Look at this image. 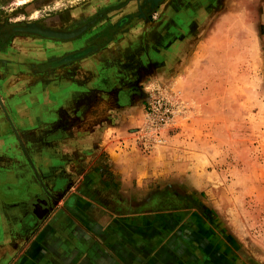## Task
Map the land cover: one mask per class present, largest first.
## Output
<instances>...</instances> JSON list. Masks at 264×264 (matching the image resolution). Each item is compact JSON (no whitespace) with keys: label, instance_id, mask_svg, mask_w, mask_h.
Segmentation results:
<instances>
[{"label":"rangeland","instance_id":"1","mask_svg":"<svg viewBox=\"0 0 264 264\" xmlns=\"http://www.w3.org/2000/svg\"><path fill=\"white\" fill-rule=\"evenodd\" d=\"M152 1L0 0V264H57L58 210L156 227L157 264H264V0Z\"/></svg>","mask_w":264,"mask_h":264},{"label":"crops","instance_id":"2","mask_svg":"<svg viewBox=\"0 0 264 264\" xmlns=\"http://www.w3.org/2000/svg\"><path fill=\"white\" fill-rule=\"evenodd\" d=\"M69 152L74 154L76 151ZM57 155L59 160L63 158L59 152ZM22 182L24 185L21 183V187H18L21 192L17 193L21 198L26 194L23 188L28 187L27 175ZM80 206L83 207V204ZM100 214L104 216L102 226H95L91 225L80 210L55 212L45 223L41 233V238L45 241L42 245L43 255L47 254L48 259L55 260L50 252L58 249L57 264H157L162 256L160 251L170 248L169 243H163L157 238V233H161L157 232L156 227L129 226L125 224L128 223V218L124 215L118 218L120 225H117L112 213ZM46 242L49 244L46 245ZM172 264L188 263L183 256L181 261L176 259Z\"/></svg>","mask_w":264,"mask_h":264},{"label":"bare ground","instance_id":"3","mask_svg":"<svg viewBox=\"0 0 264 264\" xmlns=\"http://www.w3.org/2000/svg\"><path fill=\"white\" fill-rule=\"evenodd\" d=\"M153 1L155 3H158L159 0H153ZM86 28L87 27L84 26L82 28H77V29H75V30H73L71 32H66V31H60V30H55V29H47V28L46 29H42V28H39L37 26H31V25H29V26L15 27L14 29L21 30V31L27 32V33H31L33 35L39 36V37L44 38V39H51L53 41L54 40L57 41V39H60V40H73L75 38H78L79 35L81 36V34L84 32V30ZM10 30H11V28H10ZM95 54H93V56ZM73 61H75V60H73ZM80 61H81V58H80ZM74 63H76V61L73 62V63H67L65 65H61V66L55 68L54 71L56 72V74L57 73H61L62 70H64L65 67H68V66L71 67L72 66L71 64H74ZM47 76H48V73L47 72L44 73V74H42V75L39 74V73H37L36 75L33 76V79L34 80H38L40 78H44V77H47ZM37 211H38L39 214H41V212H43V210L40 211L39 209Z\"/></svg>","mask_w":264,"mask_h":264},{"label":"flooded vegetation","instance_id":"4","mask_svg":"<svg viewBox=\"0 0 264 264\" xmlns=\"http://www.w3.org/2000/svg\"><path fill=\"white\" fill-rule=\"evenodd\" d=\"M152 1V0H151ZM153 2V1H152ZM155 4V3H154ZM21 27V26H20ZM74 30V29H73ZM9 32H12V31H17L16 29H13L11 28V30L8 29ZM36 36V35H35ZM39 37V36H37ZM93 51H96L95 48H92V49H89V50H83V51H77L75 53H72V54H69L67 56H65L64 58H62L60 61H54L53 62V66L56 67V66H60V65H64V64H67V63H73L75 61L73 60H77V61H80V58L82 59L83 57H85L86 55L88 54H92ZM93 55V54H92ZM79 59V60H78ZM59 64V65H57ZM50 77V76H49ZM185 259H186V262L189 264V261L191 259H189L187 256H185ZM198 264H204V263H198Z\"/></svg>","mask_w":264,"mask_h":264},{"label":"water","instance_id":"5","mask_svg":"<svg viewBox=\"0 0 264 264\" xmlns=\"http://www.w3.org/2000/svg\"><path fill=\"white\" fill-rule=\"evenodd\" d=\"M14 32H16V31H14ZM17 33H27V32H23V31H21V30H17ZM27 34H31V33H27ZM57 40H60V39H57ZM41 202H42V203H45L44 201H41ZM38 209H39L40 211L43 210L40 206H37V210H38ZM43 211H45V210H43ZM44 213H45V212H44ZM44 213H43V214H44ZM37 214H38L39 216H43V214H42V215L39 214L38 211H37Z\"/></svg>","mask_w":264,"mask_h":264}]
</instances>
